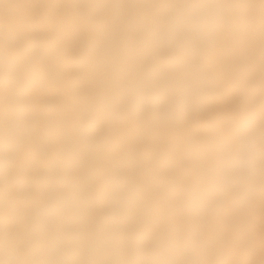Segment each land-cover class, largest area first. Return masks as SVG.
<instances>
[{
    "label": "clouds",
    "instance_id": "1",
    "mask_svg": "<svg viewBox=\"0 0 264 264\" xmlns=\"http://www.w3.org/2000/svg\"><path fill=\"white\" fill-rule=\"evenodd\" d=\"M140 2L152 9L145 24L148 40L179 54L183 79L174 89L168 73H154L142 86L90 114L79 142L89 151L101 150L125 113L151 114L162 121L200 113L202 125L184 138L182 147L198 154L199 145L213 139L219 148L199 180L174 191L187 221L154 235L134 236L120 247L104 235L86 237L83 224L57 219L52 212L58 202L55 191L27 210L20 208L19 192L65 175L63 149L39 176L31 167L32 158H49L53 144L49 129L36 134L33 90L39 83L37 64L45 54L38 37L73 39L61 21L46 16L22 36L0 31V264H255L257 238L250 225L264 182L261 85L235 90L233 106L219 111L217 104L229 92L205 61L224 34L243 48L256 10L264 12V0ZM42 3L63 7L71 18L85 21L101 17L110 7L109 0ZM235 56L238 60V52ZM234 67L235 78L241 69ZM127 200V186L117 180L109 192L110 208L118 212ZM221 216L228 220L210 229V220Z\"/></svg>",
    "mask_w": 264,
    "mask_h": 264
},
{
    "label": "bare ground",
    "instance_id": "2",
    "mask_svg": "<svg viewBox=\"0 0 264 264\" xmlns=\"http://www.w3.org/2000/svg\"><path fill=\"white\" fill-rule=\"evenodd\" d=\"M109 4L101 17L85 21L71 18L63 7L44 5L42 0H2L0 31L22 36L46 16H54L73 37H38L45 54L37 64L39 83L33 90L36 134L49 129L53 144L49 158L34 157L31 167L39 176L63 149L60 159L65 175L60 181L44 185L38 182L30 192H19L20 208L27 210L47 192L55 191L58 202L52 212L57 219L83 224L86 237L104 235L126 247L134 236L154 235L187 221L174 191L200 179L219 144L213 139L202 142L198 154L182 147L184 138L202 125L200 113L175 121L125 113L116 124L111 142L101 150L89 151L79 142L81 128L90 114L142 86L154 73H168L174 89L184 76L179 54L147 38L145 24L152 16L150 6L140 0H109ZM262 20L264 12L257 9L253 30L242 49L224 34L206 58V66L229 92L217 104L219 111L233 106L231 96L235 90L257 83L261 85L264 110ZM236 64L241 70L234 78ZM117 180L128 189V200L118 212L109 205V192ZM223 220L228 217L211 219L210 229L215 230ZM250 227L257 238L255 264H264V182L258 189Z\"/></svg>",
    "mask_w": 264,
    "mask_h": 264
}]
</instances>
